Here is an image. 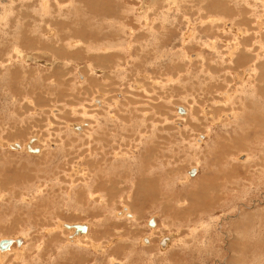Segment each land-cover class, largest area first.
<instances>
[{
	"label": "rangeland",
	"instance_id": "rangeland-1",
	"mask_svg": "<svg viewBox=\"0 0 264 264\" xmlns=\"http://www.w3.org/2000/svg\"><path fill=\"white\" fill-rule=\"evenodd\" d=\"M214 1L0 0V264H264V1Z\"/></svg>",
	"mask_w": 264,
	"mask_h": 264
},
{
	"label": "bare ground",
	"instance_id": "bare-ground-1",
	"mask_svg": "<svg viewBox=\"0 0 264 264\" xmlns=\"http://www.w3.org/2000/svg\"><path fill=\"white\" fill-rule=\"evenodd\" d=\"M18 1H20V0H18ZM150 1V0H149ZM156 1V0H155ZM167 1V0H166ZM174 1H176V0H174ZM205 1V0H204ZM214 1V0H213ZM230 1V0H229ZM264 1V0H263ZM97 2V1H96ZM159 2V1H158ZM215 2V1H214ZM217 2V1H216ZM219 2V1H218ZM143 4H144V2H142ZM155 3V2H154ZM169 3H170V1H169ZM174 3H176V2H174ZM247 3V2H246ZM47 4V3H46ZM142 4V5H143ZM161 5V3H158L157 5ZM171 4V3H170ZM173 4V3H172ZM190 4H192V3H190ZM211 4H212V2H211ZM210 4V5H211ZM229 4V3H228ZM227 4V5H228ZM64 5V4H63ZM156 5V4H155ZM178 5V4H177ZM177 5H176V7H177ZM204 5V4H203ZM217 5V4H216ZM219 6H220V4H218ZM60 6V5H59ZM83 6V5H82ZM173 6H174V4H173ZM199 6V5H198ZM214 6V5H213ZM222 6V5H221ZM220 6V7H221ZM8 7V6H7ZM66 7V6H65ZM143 7V6H142ZM203 7H206V6H203ZM209 7V6H208ZM217 6H214V8H216ZM220 7H217L218 9L220 8ZM225 7V6H224ZM228 7V6H227ZM231 7V6H230ZM256 7V6H255ZM99 8H100V6H99ZM144 8H145V4H144ZM163 8V7H162ZM172 8V7H171ZM211 8H213V7H211ZM216 8V9H217ZM11 9V8H10ZM24 9H25V7H24ZM84 9V8H83ZM143 9V8H142ZM177 9H178V7H177ZM102 10V9H101ZM144 10V9H143ZM171 9H169V11H170ZM212 10V9H211ZM221 10H223V9H221ZM221 10H220V12H221ZM225 10V9H224ZM12 11V10H11ZM89 12V11H88ZM124 12H125V10H124ZM224 12V11H223ZM58 13V12H57ZM122 13V12H121ZM208 13V12H207ZM214 13V12H213ZM247 13V12H246ZM218 14V13H217ZM226 14V13H225ZM253 14V13H252ZM7 15V14H6ZM98 16V15H97ZM143 16V15H142ZM248 16V15H247ZM19 17V16H18ZM99 17V16H98ZM143 18V17H142ZM216 18V17H215ZM204 19V18H203ZM87 20V19H86ZM246 20V19H245ZM206 21V20H205ZM210 21V20H209ZM259 21V23H260V26H261V28H264V22H263V20H258ZM9 22H10V20H9ZM165 22V21H164ZM203 22V21H202ZM211 22V21H210ZM247 22V21H246ZM8 23V22H7ZM86 23H88V22H86ZM248 23V22H247ZM162 24V23H161ZM252 24V23H251ZM19 25V24H18ZM117 26V25H116ZM16 27V26H15ZM227 27V26H226ZM155 28V27H154ZM160 28V27H159ZM17 29V28H16ZM251 29V28H250ZM10 30V29H9ZM17 31V30H16ZM161 31V30H160ZM256 32V31H255ZM19 33V32H18ZM67 33V32H66ZM190 33H192V31L190 32ZM242 33V32H241ZM15 34V33H14ZM118 34V33H117ZM241 35V34H240ZM23 36V35H22ZM256 36V35H255ZM262 37H264V36H262ZM47 38V37H46ZM79 38V37H78ZM78 38H76L77 40H78ZM19 40V39H18ZM247 40V39H246ZM260 41V40H259ZM77 42H79V44H82L81 42H84V43H86L87 42V40L85 41L84 39H80L79 38V40L77 41ZM89 42V41H88ZM60 43V42H59ZM100 43V42H99ZM148 43V42H147ZM88 44V43H87ZM248 44V43H247ZM84 45V44H83ZM91 45V44H90ZM99 46V45H98ZM111 47V46H110ZM116 47V46H115ZM48 48V47H47ZM58 48V47H57ZM59 50L61 49V48H58ZM63 49H66V48H63ZM88 49V48H87ZM92 49V48H91ZM95 49V48H94ZM245 49V48H244ZM49 50V49H48ZM89 50V49H88ZM100 51V50H99ZM242 51H244V50H242ZM52 52H54V51H52ZM112 52V51H111ZM108 53V52H107ZM239 53V52H238ZM244 53V52H243ZM56 54V53H55ZM61 54V53H60ZM65 54H67V53H65ZM245 54V53H244ZM259 54V53H258ZM26 55V54H25ZM57 56H58V53L56 54ZM197 55V54H196ZM246 55V54H245ZM244 55V56H245ZM54 56V55H53ZM65 56H67V55H65ZM257 56V55H256ZM111 57V54L110 53H108V54H105L104 56H100V58H98V59H100L99 61H103V62H109L110 61V59H112V58H110ZM113 57V56H112ZM260 57V56H259ZM258 57V58H259ZM70 58V57H69ZM256 58V57H255ZM52 59V58H51ZM244 59V58H243ZM257 59V58H256ZM70 60V59H69ZM235 61V60H234ZM95 64V63H94ZM237 64V63H236ZM253 64V63H252ZM262 64H264V62L263 63H261L260 65H262ZM257 65V64H256ZM100 66V65H99ZM258 66V65H257ZM260 67V66H259ZM262 67H264V65L262 66ZM94 67H91V69H93ZM250 68L248 67V68H246V69H243V73L244 74H249L248 73V70H249ZM253 69H254V67H253ZM255 70V69H254ZM92 71V70H91ZM249 71H253V70H249ZM39 74V73H38ZM258 74V73H257ZM257 74H255V76L257 75ZM246 75L245 76H243V75H239L240 77H241V79L243 80V79H245L246 78ZM249 76V75H248ZM258 76L260 77L259 78V81L261 82H263V80H264V73H263V76H262V78H261V72H259V74H258ZM92 77V76H91ZM244 81V80H243ZM258 81V82H259ZM89 83V82H88ZM93 83H95V81H93ZM262 83H260V85H261ZM146 85V84H145ZM257 85V84H256ZM259 85V86H260ZM264 85V84H263ZM263 85H261V86H263ZM253 87V86H252ZM256 87V86H255ZM262 89V88H261ZM258 90V89H257ZM228 96H230V94L228 93L227 94ZM99 103H100V101H99V99L97 100ZM230 101V100H229ZM145 103V102H144ZM97 109V108H96ZM105 112V111H104ZM188 111L186 110V112L185 113H187ZM235 112V111H234ZM230 115V117L231 116H233V113L231 112V111H229V112H227V113H225L224 114V116H226V118L228 117ZM62 117V116H61ZM68 117V116H67ZM229 117V118H230ZM220 118V117H219ZM84 121H82V122H80V126L82 127V123H83ZM216 122V121H215ZM85 123V122H84ZM72 124V123H71ZM88 124V123H87ZM76 125V124H75ZM85 126V125H84ZM88 126V125H87ZM81 130H82V128H81ZM83 130H86V129H83ZM92 133V132H91ZM201 136V135H200ZM19 143V142H18ZM8 144V143H7ZM9 145V144H8ZM11 145V144H10ZM9 145V146H10ZM21 145H22V143H21ZM30 145V144H29ZM11 146H14V145H11ZM31 146V145H30ZM21 148H23V145H22V147ZM25 148V147H24ZM31 148H36V147H33V145H32V147ZM44 152V151H43ZM196 168V167H195ZM77 172V171H76ZM143 181V180H142ZM148 182V181H147ZM153 187H155L154 185H150L149 186V190H151ZM210 187H208V191H207V193L209 192V189ZM211 188H213V187H211ZM214 190V189H213ZM195 191V190H194ZM216 192V191H215ZM215 194V193H214ZM217 194H218V191H217ZM220 194V193H219ZM218 194V195H219ZM3 195V194H2ZM190 194H188V196H189ZM209 195H210V193H209ZM233 195V194H232ZM14 197V196H13ZM209 197V196H208ZM213 198V197H212ZM211 197H210V199H212ZM215 198V197H214ZM26 199V198H25ZM102 199V198H101ZM103 199H104V197H103ZM106 199V198H105ZM219 199H221V196H220V198ZM226 199V198H225ZM224 199V200H225ZM190 200H192V199H190ZM212 200H214V199H212ZM228 200V199H227ZM105 202V201H104ZM194 202V201H193ZM211 202H213V201H210V204L211 205H205V204H203V200L202 201H200L199 203H201V206H202V208L203 207H205V209L207 208H211L212 206H213V203H211ZM186 203V202H185ZM171 204V203H170ZM184 204V203H183ZM194 204H196V203H194ZM197 204H198V202H197ZM106 205V204H105ZM181 205V204H180ZM187 205V204H186ZM193 205V204H192ZM190 206V205H189ZM200 207V206H199ZM201 208V207H200ZM133 209V208H132ZM45 210V209H44ZM134 210V209H133ZM188 211H189V209H187ZM186 211V210H185ZM136 212V211H135ZM180 212V211H179ZM190 212V211H189ZM120 213V214H119ZM128 213L130 214V216L129 217H135L136 216V214L134 215L132 212H131V210H130V208L128 207V206H125V207H123V209L120 211V212H117V216H120V215H122V214H124L125 216L126 215H128ZM191 214V213H190ZM177 216H179V215H177ZM218 218V217H217ZM216 218V219H217ZM222 219V218H221ZM154 220H155V218H154ZM62 223V222H61ZM155 223H156V220H155ZM75 224H85L86 226H87V230H86V232H76V230H75V228H74V225ZM66 225H69L68 227L66 226ZM158 225L159 224H157V228H158ZM64 226H66L68 229H74L75 230V233H74V231H71V233L69 234V235H71V234H73V235H71V236H69V238L72 240L73 238H74V236H78V237H76L75 238V242L79 245V243H82V240H81V238H82V235L83 234H87L85 237L86 238H90V231H91V229H90V225L87 223H76V222H70V223H64ZM202 226V225H201ZM155 227V226H154ZM154 227L152 228V231H154L155 229H154ZM198 228V227H197ZM89 229H90V231H89ZM154 229V230H153ZM196 230H198V229H196ZM66 232V231H65ZM89 232V233H88ZM130 232V231H129ZM92 233V232H91ZM128 234V233H127ZM256 234V233H255ZM6 238V237H5ZM8 238H11V239H13L15 242L12 244V246L8 249V250H5V251H1L0 250V256H1V258H4L5 257V254H7L8 252H11V251H13L14 250V248H13V246H14V244H16V239H18V238H20V237H8ZM85 238V239H86ZM161 239H159L160 241H161V247L163 246V247H165L166 246V244H167V242H168V245H167V249H166V251H168L169 250V248L173 245V241L175 242L177 239H178V237L176 236L175 237V235L174 234H172V238L170 239L169 238V235L168 236H161L160 237ZM3 239V238H2ZM20 239H22V238H20ZM148 239H149V241H150V244H151V239H150V236H148V238H146V240L145 239H143V241L144 242H148ZM175 239V240H174ZM179 240H180V238H179ZM159 241V242H160ZM142 242V241H141ZM162 242H164V244L162 245ZM91 243H94V242H91ZM150 244H148V245H144L145 247H149V248H151L152 249V247L150 246ZM160 244V243H159ZM17 245V244H16ZM22 245H23V240H22V244H20V245H18V246H16V248H15V252L14 253H16V255H17V257H18V255H20L21 253H20V250H21V247H22ZM73 245V244H72ZM91 245H93L95 248H97L98 249V246H100L98 243H96V244H91ZM121 245V244H120ZM68 246H69V244H68ZM120 247V246H119ZM144 247V248H145ZM63 248V247H62ZM100 248V247H99ZM125 250H127L128 249V245H125ZM130 248V247H129ZM153 249H154V247H153ZM38 250V249H37ZM101 250V249H100ZM130 250V249H129ZM158 253V252H157ZM160 253V252H159ZM164 253H165V251H164ZM160 255V254H159ZM36 258V257H35ZM84 261H86V260H84ZM113 261H115L116 263H117V260H113ZM37 262V261H36ZM166 263H168L167 261H165ZM52 263V262H51ZM115 263V264H116ZM163 264V263H162Z\"/></svg>",
	"mask_w": 264,
	"mask_h": 264
},
{
	"label": "water",
	"instance_id": "water-1",
	"mask_svg": "<svg viewBox=\"0 0 264 264\" xmlns=\"http://www.w3.org/2000/svg\"><path fill=\"white\" fill-rule=\"evenodd\" d=\"M180 111L183 113L184 112V108L181 107ZM28 148L32 152H38L39 151V148H31V146H28ZM194 172H196V171H194ZM194 172H192V174H194ZM154 224H155V220L151 219L150 220V225L153 226ZM66 226L68 227L69 225H66ZM74 228H75L76 232H86V230H87V226L85 224H75ZM14 242L15 241L13 239H11V238H3V239H1L0 240V250L1 251H5V250L9 249ZM16 243L18 245H20L22 243V239H20V238L16 239Z\"/></svg>",
	"mask_w": 264,
	"mask_h": 264
},
{
	"label": "crops",
	"instance_id": "crops-1",
	"mask_svg": "<svg viewBox=\"0 0 264 264\" xmlns=\"http://www.w3.org/2000/svg\"><path fill=\"white\" fill-rule=\"evenodd\" d=\"M104 56V55H103ZM85 129V128H84ZM83 131V130H82ZM28 146V145H27ZM145 179H143V181H141V183H140V185L142 186V189H143V193L145 194L146 193V195H148V198H150V193H151V190H149V186H150V183L149 182H147V181H144ZM152 185V184H151ZM120 214V213H119ZM227 214H225V216H226ZM126 217H127V215H126ZM222 218H224V216L222 217ZM91 229V228H90ZM90 229H89V231H90ZM89 233V232H88ZM237 234V239H245V236H247V235H240V231H238V233H236ZM142 241V240H141ZM143 243H144V241H142ZM141 242V243H142ZM148 242H150L149 241V239H148ZM148 242H145V243H148ZM24 244V243H23ZM127 245V244H126ZM129 247V246H128ZM145 247V246H144ZM124 248V247H123ZM145 248H149V247H145ZM125 249V248H124ZM240 249H241V251L242 252H244L245 253V251H247L246 249H247V247L244 245V246H242V248L240 247ZM1 257V256H0ZM175 258V257H174ZM245 264V263H244Z\"/></svg>",
	"mask_w": 264,
	"mask_h": 264
},
{
	"label": "flooded vegetation",
	"instance_id": "flooded-vegetation-1",
	"mask_svg": "<svg viewBox=\"0 0 264 264\" xmlns=\"http://www.w3.org/2000/svg\"><path fill=\"white\" fill-rule=\"evenodd\" d=\"M77 124H78V125H81L80 123H77ZM82 130H83V128H82ZM30 145H31V144H30ZM28 146H29V145H28ZM31 147H32V145H31ZM33 147H34V146H33ZM154 228H155V227H154ZM74 233H75V230H74ZM74 233H73V234H74ZM73 234H71V235H73ZM71 235H70V236H71ZM76 237H78V236H74L73 240H75ZM169 238L171 239L172 236H169ZM160 239H161V238H160ZM159 243H161V241H160ZM167 245H168V242H167V244H166L165 247H167ZM99 247H100V246H99ZM165 247H164V248H165ZM100 249H101V248H100ZM101 250H102V249H101Z\"/></svg>",
	"mask_w": 264,
	"mask_h": 264
}]
</instances>
